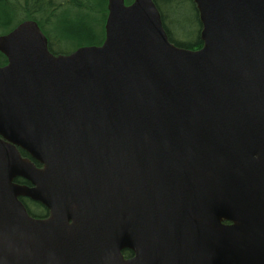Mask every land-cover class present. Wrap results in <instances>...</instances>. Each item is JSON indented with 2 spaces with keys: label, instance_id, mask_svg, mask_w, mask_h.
Masks as SVG:
<instances>
[{
  "label": "water",
  "instance_id": "water-1",
  "mask_svg": "<svg viewBox=\"0 0 264 264\" xmlns=\"http://www.w3.org/2000/svg\"><path fill=\"white\" fill-rule=\"evenodd\" d=\"M193 2L197 50L153 0L69 55L0 36V264H264V0Z\"/></svg>",
  "mask_w": 264,
  "mask_h": 264
},
{
  "label": "trees",
  "instance_id": "trees-1",
  "mask_svg": "<svg viewBox=\"0 0 264 264\" xmlns=\"http://www.w3.org/2000/svg\"><path fill=\"white\" fill-rule=\"evenodd\" d=\"M132 1L126 0L127 4ZM153 1L162 15L165 30L172 43L190 50L203 46L200 37L202 25L193 0H181L192 4L198 24L195 38L190 40L178 39L171 29L167 10L170 5L179 6V0ZM107 15L108 0H0V35L7 34L23 21L34 20L47 36L49 49L53 54H69L81 47L103 44ZM188 35H191V32ZM67 45L71 46L70 50L65 48ZM7 62V58L0 53V67L5 66ZM21 153L24 157H29L25 152ZM16 182L25 184L21 179ZM20 200L32 217H47L48 210L40 203L25 198Z\"/></svg>",
  "mask_w": 264,
  "mask_h": 264
},
{
  "label": "rangeland",
  "instance_id": "rangeland-1",
  "mask_svg": "<svg viewBox=\"0 0 264 264\" xmlns=\"http://www.w3.org/2000/svg\"><path fill=\"white\" fill-rule=\"evenodd\" d=\"M179 6L170 5L168 7L170 25L173 33L180 40L195 38V34L197 32L198 24L196 23V16L194 13V8L189 1H181L179 0ZM176 7H179L178 9ZM191 32V35L188 33ZM194 34V35H193ZM193 36V37H191ZM67 50L71 49V46H65Z\"/></svg>",
  "mask_w": 264,
  "mask_h": 264
},
{
  "label": "flooded vegetation",
  "instance_id": "flooded-vegetation-1",
  "mask_svg": "<svg viewBox=\"0 0 264 264\" xmlns=\"http://www.w3.org/2000/svg\"><path fill=\"white\" fill-rule=\"evenodd\" d=\"M2 67V66H1ZM38 167L39 168H42L43 166L42 165H38ZM25 182V181H24ZM28 184V183H27ZM42 205V204H41ZM43 206V205H42ZM44 207V206H43ZM48 210V209H47ZM49 216V211H48V215H47V217ZM47 217H45V218H39V219H46ZM123 255H124V257L125 258H130V257H132L133 256V253L130 251V250H124L123 251Z\"/></svg>",
  "mask_w": 264,
  "mask_h": 264
}]
</instances>
